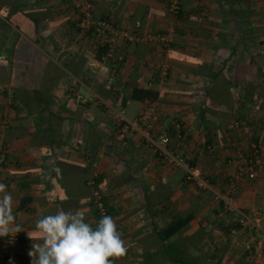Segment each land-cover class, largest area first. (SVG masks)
<instances>
[{
    "label": "crops",
    "instance_id": "0c3cea01",
    "mask_svg": "<svg viewBox=\"0 0 264 264\" xmlns=\"http://www.w3.org/2000/svg\"><path fill=\"white\" fill-rule=\"evenodd\" d=\"M75 2L0 0V183L22 230L15 245L0 237V264H31L44 215L81 210L95 227L92 178L128 248L115 264H264V244L259 255L246 250L259 232L229 231L212 194L184 180L185 165L197 168L219 191L236 188L235 207L264 218V0H182L176 21L166 0H90L96 18L132 35L176 31L165 50L118 43L114 70L104 39L76 27ZM134 88L158 97L133 99ZM152 103V136L166 134L180 163L160 160L113 118L124 110L132 120ZM252 146L261 164L248 179L237 170Z\"/></svg>",
    "mask_w": 264,
    "mask_h": 264
},
{
    "label": "built area",
    "instance_id": "2783aa9c",
    "mask_svg": "<svg viewBox=\"0 0 264 264\" xmlns=\"http://www.w3.org/2000/svg\"><path fill=\"white\" fill-rule=\"evenodd\" d=\"M75 9L78 12L79 22L76 27L80 29L81 33L90 32L98 37L104 39L103 45L106 48L102 60L108 61L111 69H116L120 62V58L115 56V47L120 42L125 43H157L164 50L169 48L176 37V31L171 27L165 32H157L155 34L132 35L127 31L120 30L113 26L108 20L96 18L93 15L90 0H76ZM182 0H166V10L168 16L172 21H176L181 14ZM1 59V57H0ZM166 68L161 67V79L166 76ZM74 100L77 103H84L85 99L79 95L74 94ZM113 118L122 133L139 132L144 139L146 145L150 148L152 153L160 158L163 162L168 164H177L181 160L172 152L167 149L170 138L166 134L160 135L157 139L152 136V122L156 118V105L148 104L135 118L129 120L126 118L124 110H113ZM210 147H205L204 150L209 151ZM239 160L243 159L238 156ZM244 166L239 167L237 174L240 177L246 176L248 179L255 177L254 168L261 164L260 153L257 147H250L248 157H244ZM5 163L3 155L0 156V166ZM184 180L185 182L192 183L202 191H208L212 194L213 200L219 205L220 212L224 217L226 225L232 224L234 226L231 232L236 229L247 230L250 233L259 232L260 240H255L253 237L249 239L246 250L253 251L254 255L260 254L261 246L264 244V218L258 213H249L246 210L238 209L233 202V195L236 188L233 186L228 187L223 191L216 189L202 172L197 169L185 165L184 167ZM88 185H94L93 178L88 182ZM93 207L97 212L98 220L104 215H107L102 195L98 190L94 189L93 192ZM97 220V222H98ZM14 226H18L14 221ZM251 235V236H252ZM20 232L14 234L9 233L5 237V242L8 245H15L19 240ZM253 248V249H252ZM5 264H18L15 256H8Z\"/></svg>",
    "mask_w": 264,
    "mask_h": 264
},
{
    "label": "clouds",
    "instance_id": "9594fccd",
    "mask_svg": "<svg viewBox=\"0 0 264 264\" xmlns=\"http://www.w3.org/2000/svg\"><path fill=\"white\" fill-rule=\"evenodd\" d=\"M12 196L0 183V237L22 231L14 226ZM40 243H32L27 253L31 264H115L113 258L126 256L128 248L110 215H104L95 227L86 222L81 210L57 211L35 222ZM33 241V236L28 233Z\"/></svg>",
    "mask_w": 264,
    "mask_h": 264
},
{
    "label": "trees",
    "instance_id": "16d2710c",
    "mask_svg": "<svg viewBox=\"0 0 264 264\" xmlns=\"http://www.w3.org/2000/svg\"><path fill=\"white\" fill-rule=\"evenodd\" d=\"M181 15V14H180ZM179 15V17H180ZM105 48V47H104ZM106 51V48L104 52ZM131 97L133 99L137 100H147V101H155L158 97V93L152 90L143 89V88H134L131 93ZM97 190V184L94 182V186ZM103 201V197H102ZM93 203V202H92ZM104 203V202H103ZM97 214V212L95 211ZM109 215V214H108ZM191 220V216L184 217L182 220H179L178 222L167 225L164 228H162L159 232V238L164 241L169 238H171L173 235L177 234L188 222ZM232 224H228L227 228H229V231L233 228Z\"/></svg>",
    "mask_w": 264,
    "mask_h": 264
}]
</instances>
